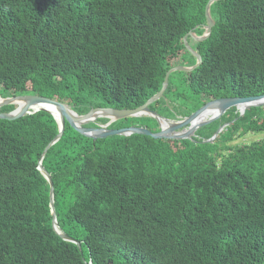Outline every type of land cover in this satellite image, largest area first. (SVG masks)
Wrapping results in <instances>:
<instances>
[{"label": "trees", "instance_id": "obj_1", "mask_svg": "<svg viewBox=\"0 0 264 264\" xmlns=\"http://www.w3.org/2000/svg\"><path fill=\"white\" fill-rule=\"evenodd\" d=\"M209 1L0 0V96L41 95L80 115L141 107L162 89L176 47L186 66L196 64L183 38L205 34ZM210 14L211 35L193 41L202 63L171 74L150 105L163 117L264 94V0H220ZM131 126L160 130L146 116L110 128ZM59 131L46 111L0 120V264H264V139L235 143L264 133V107L244 116L231 108L196 142L94 141L66 122L42 165L59 228L81 251L53 228L50 184L38 169Z\"/></svg>", "mask_w": 264, "mask_h": 264}, {"label": "water", "instance_id": "obj_2", "mask_svg": "<svg viewBox=\"0 0 264 264\" xmlns=\"http://www.w3.org/2000/svg\"><path fill=\"white\" fill-rule=\"evenodd\" d=\"M220 0H210L206 6V17L208 25L206 26V32L202 36H197L193 32L188 33L183 38L185 47L190 51L192 55L197 59L194 66L189 67H173L166 73L162 89L152 96L144 105L136 109H114V108H94L84 115L76 113L72 107L66 103L59 102L55 99H51L41 95H19L3 98L0 96V108L6 106H16L10 112H0V120L15 121L26 115H31L39 111H46L51 113L56 119L60 131L55 139L46 147L43 154L39 158L38 169L48 180L50 184V201L52 212V224L55 231L66 241L75 243L81 251V242L69 237L62 229L59 228V222L54 205V184L50 173L42 165V161L47 151L57 143L62 137L66 122H68L72 128H74L80 134L93 139L94 141L99 139H105L111 136H131L133 134H140L150 136L154 139H166V140H190L195 141L196 132L222 118V116L231 108L236 107L240 112V116H244L246 111L255 107H264V94L251 97H234V98H221L207 102L200 109L192 113L185 118L169 119L161 116L159 113L150 109V105L159 101L163 96L169 85V78L171 74L175 72H191L200 66L202 63V57L192 50L188 45V38L191 37L196 41L206 40L212 33L214 27V20L210 14V8L213 3ZM18 102H23L21 106ZM57 111L59 118L53 113ZM208 111H215L211 117L206 119H200ZM152 117L154 118L160 130L158 132H152L147 127L131 126L127 128L115 129L110 126L116 121L123 120L130 117ZM101 118L109 120L108 123H98ZM93 124V126H89ZM231 123L221 126L214 136L205 142H213L219 134L230 125ZM59 228V230H58ZM91 264V263H89ZM108 264H113L111 261Z\"/></svg>", "mask_w": 264, "mask_h": 264}, {"label": "rangeland", "instance_id": "obj_3", "mask_svg": "<svg viewBox=\"0 0 264 264\" xmlns=\"http://www.w3.org/2000/svg\"><path fill=\"white\" fill-rule=\"evenodd\" d=\"M193 41H195V40L194 39H191L190 41L188 40V45L192 50H194L196 52V47H195ZM172 52H173L172 53L173 57L167 58V63L170 66V69L173 67H189L186 65L190 64V59L187 56V54H185V52H183L181 50L180 47H176ZM24 85L31 88V84L29 82H25ZM262 139H264V133L249 134V135L237 140L235 143L236 144H249V143H252L254 141H260Z\"/></svg>", "mask_w": 264, "mask_h": 264}, {"label": "bare ground", "instance_id": "obj_4", "mask_svg": "<svg viewBox=\"0 0 264 264\" xmlns=\"http://www.w3.org/2000/svg\"><path fill=\"white\" fill-rule=\"evenodd\" d=\"M21 106L23 105V102H18ZM53 113L59 118V114L57 111H53ZM213 114H215V111H208L207 113H205L200 119H206L211 117ZM59 230V228H58Z\"/></svg>", "mask_w": 264, "mask_h": 264}, {"label": "flooded vegetation", "instance_id": "obj_5", "mask_svg": "<svg viewBox=\"0 0 264 264\" xmlns=\"http://www.w3.org/2000/svg\"><path fill=\"white\" fill-rule=\"evenodd\" d=\"M195 40V39H194ZM196 41V40H195ZM198 42V41H197Z\"/></svg>", "mask_w": 264, "mask_h": 264}]
</instances>
